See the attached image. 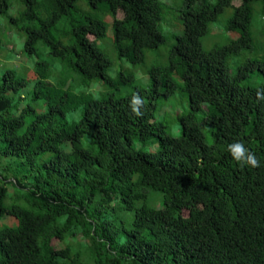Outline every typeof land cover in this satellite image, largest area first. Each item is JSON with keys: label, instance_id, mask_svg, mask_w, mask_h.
Wrapping results in <instances>:
<instances>
[{"label": "trees", "instance_id": "1", "mask_svg": "<svg viewBox=\"0 0 264 264\" xmlns=\"http://www.w3.org/2000/svg\"><path fill=\"white\" fill-rule=\"evenodd\" d=\"M78 1L0 0V15L37 57L32 92L19 95L31 81L19 70L0 76V218L18 219L0 228V264H264V61L233 72L227 64L252 47L253 3L264 0H242L228 22L238 38L210 51L202 36L236 0H185V31L171 63L151 69L149 87L121 97L68 85L75 76L110 82L111 61L98 45L107 24ZM86 2L112 13L114 48L130 61L166 42L161 0ZM39 42L57 65L41 58ZM55 70L61 75L54 81ZM257 70L262 82L246 83ZM178 89L188 93L190 109L178 116L181 132L173 136L156 111ZM80 108L81 117L68 121ZM151 140L156 150L135 145ZM238 142L258 166L233 158L229 146ZM13 172L21 191L7 204Z\"/></svg>", "mask_w": 264, "mask_h": 264}, {"label": "rangeland", "instance_id": "2", "mask_svg": "<svg viewBox=\"0 0 264 264\" xmlns=\"http://www.w3.org/2000/svg\"><path fill=\"white\" fill-rule=\"evenodd\" d=\"M163 3L162 19L160 21V28L166 35V42L162 43L159 47L144 50V60L132 62L128 58L121 56L114 48V32H113V15L110 11L100 7L99 9H91L87 5L86 0H79L77 3L78 9L90 11L93 14L100 16L107 24L106 33L104 37L98 42V45L105 51L110 58L111 64L108 66V75L110 82L105 83L102 80L91 79L84 81L80 76L69 81L68 85L75 91L91 92L96 97H101L112 93L116 97L126 96L133 92L138 87H149L152 84V77L150 71L153 67L168 66L171 63V52L177 42V37L182 35L185 31L183 11L186 8L185 0H161ZM215 2L216 0H211ZM242 0H236L233 5L226 8L222 12L217 21L210 25V30L207 34L203 35L202 45L204 50L210 51L217 46L228 44L232 40L238 38V32L228 29V22L234 15L236 6L240 5ZM17 7V6H16ZM16 8L9 11V15H15ZM119 18L124 16L122 11L117 13ZM67 24L64 21L59 25L57 32L66 29ZM252 35L253 45L251 48L243 50L240 54L232 55L227 59V64L230 70L236 71L239 65L244 64L248 60L264 61V2L256 1L253 3V19H252ZM95 39V36H91ZM25 37L16 27L12 26L7 16L0 15V76L3 71L8 68H15L19 70L20 74L31 78V81L20 94L25 92H32L35 86V69L34 63L37 57L28 54L24 49ZM45 48V50H43ZM38 49L41 52V58L51 61L57 65L58 60L53 57L49 52L48 47H45L43 42L38 43ZM61 67V66H60ZM124 73L126 76L131 75L133 80L131 83H124L118 78V74ZM59 70L54 71V81L60 77ZM176 80L181 81L180 76L176 73L172 74ZM263 80L260 70H257L246 81L249 85H259ZM19 95L16 98L19 99ZM30 95V94H29ZM27 101L32 102V95L26 100L21 101V104H26ZM37 102H35L36 104ZM43 107V105L41 106ZM190 109V100L188 93L178 89L170 97H162L158 100L156 120L163 122L167 125V131L173 136H178L181 132V124L178 116ZM82 109H78L68 113V121L72 122L81 117ZM137 148H143L148 151L156 150L158 144L154 140L146 143L136 142ZM13 159L2 158L3 163L12 162ZM14 168L16 166L14 165ZM3 175L6 174L4 170L0 171ZM18 176L12 173L7 180L6 184L9 187V194L7 204H11L14 196L21 191L14 181V177ZM22 177V174L21 176ZM155 196V195H154ZM151 196L150 204L161 206V200ZM16 199V198H15ZM19 204L26 206L24 200H19ZM188 215V211L184 212ZM18 226V219L10 214H5L0 218V228L4 226ZM53 245L60 248L65 246L63 242L54 239Z\"/></svg>", "mask_w": 264, "mask_h": 264}, {"label": "clouds", "instance_id": "3", "mask_svg": "<svg viewBox=\"0 0 264 264\" xmlns=\"http://www.w3.org/2000/svg\"><path fill=\"white\" fill-rule=\"evenodd\" d=\"M136 102L138 103V100ZM229 150L238 163L242 165L251 164L252 166H258V161L254 154L249 153L248 150L244 148L243 144L238 142L234 145H230Z\"/></svg>", "mask_w": 264, "mask_h": 264}]
</instances>
